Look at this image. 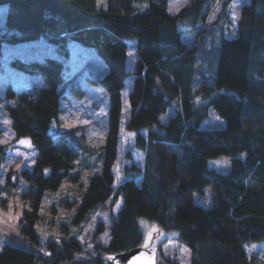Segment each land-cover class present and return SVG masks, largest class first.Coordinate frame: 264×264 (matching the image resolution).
<instances>
[{
    "label": "trees",
    "instance_id": "trees-1",
    "mask_svg": "<svg viewBox=\"0 0 264 264\" xmlns=\"http://www.w3.org/2000/svg\"><path fill=\"white\" fill-rule=\"evenodd\" d=\"M216 2L195 0L172 14L168 0H0L6 6L0 56L5 41L43 35L65 52L68 40L93 47L105 64L97 82L108 93L107 132L96 170L79 185L72 223L84 225L111 199L121 126L134 132V151L125 156L133 160L136 153L137 159L124 167L117 187L120 203L111 216L109 239L100 246L104 255L141 244L138 217H144L176 229L175 238L191 251V264H264V257L247 256L242 246L264 239V0L242 3L235 34L221 36L214 75L202 78L194 90L196 63L206 50L203 36L212 26L208 19ZM4 59L41 74L46 84L16 91L8 83L7 100L0 97L14 135L29 136L36 150L33 165L21 170L31 207L19 220L28 242L3 243L0 264H60L82 249L77 233L66 230L65 236L49 238L38 249L35 223L41 219L43 192L57 189L77 167L78 134L73 128L54 129L52 121L59 120L69 96L80 97L84 90L58 87L64 80L61 57L12 54ZM129 81L124 113L122 90ZM174 101L176 111L161 123L160 114ZM210 109L222 121L200 126ZM5 154L0 146V172ZM218 154L232 156L228 171L206 164L207 157ZM4 185L0 181V193ZM206 185L212 190L209 207L193 200L194 192H203ZM92 259L106 264L100 254Z\"/></svg>",
    "mask_w": 264,
    "mask_h": 264
},
{
    "label": "rangeland",
    "instance_id": "rangeland-1",
    "mask_svg": "<svg viewBox=\"0 0 264 264\" xmlns=\"http://www.w3.org/2000/svg\"><path fill=\"white\" fill-rule=\"evenodd\" d=\"M195 0H168L167 11L178 13L192 5ZM247 0H230L225 5L223 0H217L209 15L210 30L204 32L203 43L205 52H201V59L197 60L196 67L199 72L194 76L193 89H197L202 78L210 77L215 73L217 49L221 36L230 38L236 32V21L243 2ZM140 9L145 4L138 5ZM6 6L0 4V24L5 20ZM220 25L221 28L218 26ZM224 27V29H223ZM207 28V27H206ZM190 34L185 32L184 38ZM68 51L58 43L46 39L43 35L31 37L23 41H5L1 47L0 56V97L7 100L5 88L8 83L19 91L24 86H43L46 84L44 77L38 73H31L16 68L4 58L9 55L24 57L45 58L57 56L63 59L64 80L58 86L68 92L72 85L80 86L84 92L80 97L69 96L64 101L62 110L58 115V121L53 120L54 129L60 131L75 129L79 137V143L75 144L78 151L77 167L64 177L55 190H45L39 203L41 219L35 223V230L39 236L38 249L45 248V241L49 238H58L66 235V230L77 233L82 249L76 252L71 260H65L60 264H98L93 261L94 254L105 256L100 246L105 245L109 239V227L111 216L115 214L120 203L118 185L124 179V167L132 164L134 158L126 157V153L134 151V132L121 126L118 157L112 167L114 174L115 190L111 199L105 202V206L91 214L84 225L71 222L77 201L79 185L86 183L89 176L97 168V157L102 149L108 127L109 99L107 90L97 82L105 73V64L93 47H88L76 40H68ZM132 42L129 47V61L132 62ZM130 89V81L122 90L123 107L125 113L128 110L127 93ZM201 98L196 96V100ZM177 108V101L172 102L166 110L160 114L159 121L165 123L170 114ZM126 116L121 119L122 125ZM222 121L221 117L212 109L209 117L199 122L200 126L216 124ZM0 146L5 151L1 165L0 181L5 183V189L0 193V248L5 242L24 245L28 240L20 230V216L24 209L31 207L30 201L24 195L28 189V181L21 174L23 168H30L36 156L29 136L16 137L11 127V120L0 102ZM231 155L218 154L206 158V164L220 172L228 171ZM211 187L206 185L203 192H194L193 200L204 207L211 205ZM51 219V221L49 220ZM53 219V220H52ZM138 223L142 230L141 244H146L153 230L160 227L158 237V255L156 264H191V251L188 246L175 238L176 229H165L159 226L156 220L138 217ZM247 256L264 257V239L247 240L242 243Z\"/></svg>",
    "mask_w": 264,
    "mask_h": 264
},
{
    "label": "water",
    "instance_id": "water-1",
    "mask_svg": "<svg viewBox=\"0 0 264 264\" xmlns=\"http://www.w3.org/2000/svg\"><path fill=\"white\" fill-rule=\"evenodd\" d=\"M160 227L153 230L149 241L146 244H139L132 248L115 252L112 255H105L106 264H156L158 255V237Z\"/></svg>",
    "mask_w": 264,
    "mask_h": 264
}]
</instances>
